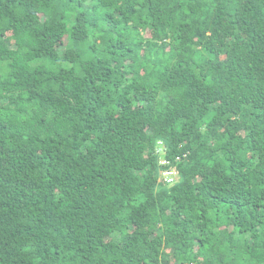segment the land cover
Listing matches in <instances>:
<instances>
[{"label":"trees","instance_id":"16d2710c","mask_svg":"<svg viewBox=\"0 0 264 264\" xmlns=\"http://www.w3.org/2000/svg\"><path fill=\"white\" fill-rule=\"evenodd\" d=\"M0 264H264V0H0Z\"/></svg>","mask_w":264,"mask_h":264},{"label":"built area","instance_id":"2783aa9c","mask_svg":"<svg viewBox=\"0 0 264 264\" xmlns=\"http://www.w3.org/2000/svg\"><path fill=\"white\" fill-rule=\"evenodd\" d=\"M158 153L160 154V156L163 155V153L165 152V148L163 147V145L161 144V142H159V146H158ZM180 159V156H177L175 158L176 161H178ZM159 164L162 166V170L160 173V178L161 180L166 184V185H172L176 183V170L174 169V167L171 165L170 161L167 160L166 158L160 157L159 160Z\"/></svg>","mask_w":264,"mask_h":264}]
</instances>
